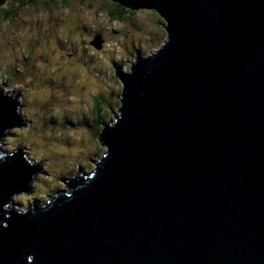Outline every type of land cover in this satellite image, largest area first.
<instances>
[{
	"label": "water",
	"instance_id": "1",
	"mask_svg": "<svg viewBox=\"0 0 264 264\" xmlns=\"http://www.w3.org/2000/svg\"><path fill=\"white\" fill-rule=\"evenodd\" d=\"M110 1L167 37L115 74L106 151L71 191L8 207L39 168L1 147L26 123L0 91V264H264V0Z\"/></svg>",
	"mask_w": 264,
	"mask_h": 264
},
{
	"label": "rangeland",
	"instance_id": "2",
	"mask_svg": "<svg viewBox=\"0 0 264 264\" xmlns=\"http://www.w3.org/2000/svg\"><path fill=\"white\" fill-rule=\"evenodd\" d=\"M46 3H0L19 6L22 14L0 18V91L16 99L26 123L13 127L1 147L26 151L39 168L30 188L8 206L21 211L56 190L71 191L67 179L93 170L106 151L97 138L103 126L93 119L96 102L101 122H112L122 87L115 74L128 72L137 54L159 49L166 36L163 20L151 10L113 19L117 12L109 0ZM96 37L99 47L92 43ZM9 67L13 79L6 80Z\"/></svg>",
	"mask_w": 264,
	"mask_h": 264
},
{
	"label": "trees",
	"instance_id": "3",
	"mask_svg": "<svg viewBox=\"0 0 264 264\" xmlns=\"http://www.w3.org/2000/svg\"><path fill=\"white\" fill-rule=\"evenodd\" d=\"M16 1V5L17 4H19V5H21L20 3H25V2H28L29 0H15ZM30 1H36V0H30ZM59 1H61V3H63V4H67L68 3V1L69 0H59ZM103 1H106V0H103ZM108 1V0H107ZM110 1V0H109ZM56 2V0H47V5H48V8L50 7V6H52L53 4H51V3H55ZM110 4L111 5H113V7H114V10L117 12V14L116 13H111L112 15H111V17L113 18V19H117V18H121V17H123L125 14H133V11L131 10V9H129V8H127V7H125V6H122V5H120V4H118V3H114V2H112V1H110ZM1 5V4H0ZM1 9H0V18H2V19H8L11 15H13V14H17V15H22V14H20L19 12H18V10H19V6H14V7H12V8H10V9H8L6 6L5 7H0ZM153 12V11H152ZM154 13V12H153ZM165 31V30H164ZM162 35H163V33H161ZM166 35V33L163 35V36H165ZM67 39V41H68V38H66ZM67 41H66V43H67ZM6 71H8L9 72V74H10V67H9V69H6ZM113 77V76H112ZM10 79H13V77H12V75L10 74V76H7V78H6V80H10ZM102 97V96H101ZM112 98V97H111ZM111 98H109V100H111ZM102 100V99H101ZM114 100H116V103L118 104H120V102H119V100H118V98L117 99H114ZM104 101H106L105 99H104ZM109 102H107L106 101V104H108ZM95 107H96V109L93 111V113H94V116H95V118H93L94 120H96V122H97V124H100V125H102L104 122H107V120L109 119H107L106 118V120L104 121V122H101V106H100V103L97 105V102H96V104H95ZM93 115V114H92ZM98 138V137H97ZM71 175V174H70ZM66 179V178H65Z\"/></svg>",
	"mask_w": 264,
	"mask_h": 264
},
{
	"label": "bare ground",
	"instance_id": "4",
	"mask_svg": "<svg viewBox=\"0 0 264 264\" xmlns=\"http://www.w3.org/2000/svg\"><path fill=\"white\" fill-rule=\"evenodd\" d=\"M165 33H166V32H165ZM166 37H167V35H166ZM65 186H66V185H65ZM69 188H70V187H69ZM64 190H65V189H64ZM66 191H67V190H66ZM18 193H20V192H18ZM18 193H17V194H18Z\"/></svg>",
	"mask_w": 264,
	"mask_h": 264
},
{
	"label": "clouds",
	"instance_id": "5",
	"mask_svg": "<svg viewBox=\"0 0 264 264\" xmlns=\"http://www.w3.org/2000/svg\"><path fill=\"white\" fill-rule=\"evenodd\" d=\"M154 12V11H153Z\"/></svg>",
	"mask_w": 264,
	"mask_h": 264
}]
</instances>
